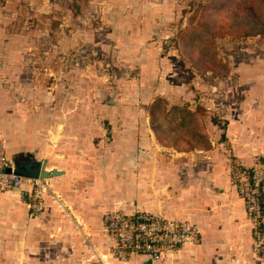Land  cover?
Instances as JSON below:
<instances>
[{"label": "crops", "instance_id": "obj_1", "mask_svg": "<svg viewBox=\"0 0 264 264\" xmlns=\"http://www.w3.org/2000/svg\"><path fill=\"white\" fill-rule=\"evenodd\" d=\"M24 39L7 35L0 25V141L11 166L39 161L54 171L45 182L55 200L45 196L34 214L19 189H0V264L253 263L251 226L233 174L250 171L259 160L264 171L260 97L236 100L231 94H240L242 87L233 82L224 100L199 104L185 100L181 87L179 100L160 85L146 97L150 84L145 82L140 114L113 111L102 120L82 98L85 85L73 82L77 90L68 96L59 90L57 103L65 112L54 114L48 92L40 95L44 106L38 107L40 90L32 74L37 68ZM156 98L163 100L164 113L187 109L186 123L158 119L155 129L151 105ZM136 210L187 220L198 238L160 260L144 254L121 260L112 253L102 219L111 211Z\"/></svg>", "mask_w": 264, "mask_h": 264}, {"label": "rangeland", "instance_id": "obj_2", "mask_svg": "<svg viewBox=\"0 0 264 264\" xmlns=\"http://www.w3.org/2000/svg\"><path fill=\"white\" fill-rule=\"evenodd\" d=\"M209 1L0 0V25L7 35L26 38L37 68L32 74L40 90L38 107L44 106L40 95L48 92L54 114L65 112L57 100L77 90L73 82L85 85L82 98L102 120L113 111L140 114L145 82L146 97L162 86L179 100L181 87L185 100L215 105L236 84L242 87L231 94L236 100L264 101V30L245 34L257 18L251 6L264 11V0H229L205 9ZM185 32L189 38L182 41Z\"/></svg>", "mask_w": 264, "mask_h": 264}, {"label": "built area", "instance_id": "obj_3", "mask_svg": "<svg viewBox=\"0 0 264 264\" xmlns=\"http://www.w3.org/2000/svg\"><path fill=\"white\" fill-rule=\"evenodd\" d=\"M7 168H11L9 172ZM233 178L251 226L252 264H264V171L257 162L250 171L237 172ZM24 184L30 188L24 189ZM9 188L20 190L22 200L34 214L42 209L45 196L55 200V194L45 179L26 178L13 172L5 146L0 141V189ZM102 220L113 255L125 261L131 254H144L160 260L168 252L179 250L183 244L198 238L196 227L191 222L166 218L147 210L124 214L111 211L105 213Z\"/></svg>", "mask_w": 264, "mask_h": 264}, {"label": "trees", "instance_id": "obj_4", "mask_svg": "<svg viewBox=\"0 0 264 264\" xmlns=\"http://www.w3.org/2000/svg\"><path fill=\"white\" fill-rule=\"evenodd\" d=\"M229 0H210L209 3H207L204 7L205 9H219L222 5L224 6L225 3H227ZM233 1V0H230ZM240 6V5H239ZM241 10V7H240ZM251 11L256 14L257 18L255 23L253 24L252 28L253 30L251 31H246L245 34L247 35H256L259 33L261 30H264V11H260L257 8H254L251 6ZM237 13H240L237 8L233 10V14L235 16H238ZM194 33V30L192 31ZM187 32H185L184 39L182 38V41L185 40L186 38H189L187 36ZM193 37H197L196 35L193 34ZM197 39V38H196ZM163 100L161 98H156L152 105H151V120H152V125L155 129H157L160 125L158 119H162L161 121L167 122L171 121L172 119H176L175 121L179 123H186L187 118H185L190 112L185 109V108H179V107H173L171 110L167 113H164L163 108H162V102ZM187 111V112H186ZM169 123V122H168Z\"/></svg>", "mask_w": 264, "mask_h": 264}, {"label": "water", "instance_id": "obj_5", "mask_svg": "<svg viewBox=\"0 0 264 264\" xmlns=\"http://www.w3.org/2000/svg\"><path fill=\"white\" fill-rule=\"evenodd\" d=\"M41 165L42 164L39 161H21L14 164L13 172L23 177L33 179H46L54 175V171L48 172L44 168H42ZM10 169L11 168H7L6 170L9 172Z\"/></svg>", "mask_w": 264, "mask_h": 264}]
</instances>
